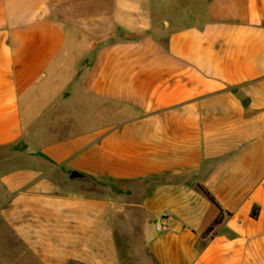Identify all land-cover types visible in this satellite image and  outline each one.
<instances>
[{"label": "crops", "instance_id": "0c3cea01", "mask_svg": "<svg viewBox=\"0 0 264 264\" xmlns=\"http://www.w3.org/2000/svg\"><path fill=\"white\" fill-rule=\"evenodd\" d=\"M0 152V264H264V0H0Z\"/></svg>", "mask_w": 264, "mask_h": 264}, {"label": "rangeland", "instance_id": "374dc122", "mask_svg": "<svg viewBox=\"0 0 264 264\" xmlns=\"http://www.w3.org/2000/svg\"><path fill=\"white\" fill-rule=\"evenodd\" d=\"M173 13L174 9L165 5L161 7V11H157L154 17L155 19L162 18L165 20L169 19ZM89 36V33L83 31H79L74 35L73 40L69 43L63 54L64 66L56 71L46 87L41 89L43 92L41 91L42 94L39 93L40 95L47 97H63L65 99L78 97L75 83L79 80L82 70L91 59L88 47L91 45L92 41L89 42ZM92 43L94 44L93 46H95L94 41ZM97 43H100V41ZM3 154L4 152H0V156H3ZM1 168L2 165H0V171Z\"/></svg>", "mask_w": 264, "mask_h": 264}, {"label": "trees", "instance_id": "16d2710c", "mask_svg": "<svg viewBox=\"0 0 264 264\" xmlns=\"http://www.w3.org/2000/svg\"><path fill=\"white\" fill-rule=\"evenodd\" d=\"M198 187L207 196L209 200H211L215 205L219 207L218 216L214 219V221L209 225V227L206 229V231L203 234L204 236H208L215 232L217 226L223 222L226 214H231V212L225 211L221 207L215 196L211 193V191L207 189L204 185L198 184Z\"/></svg>", "mask_w": 264, "mask_h": 264}, {"label": "built area", "instance_id": "2783aa9c", "mask_svg": "<svg viewBox=\"0 0 264 264\" xmlns=\"http://www.w3.org/2000/svg\"><path fill=\"white\" fill-rule=\"evenodd\" d=\"M156 227H157V230H159V231H166V230L169 229L168 224L165 223V222L158 223V224L156 225Z\"/></svg>", "mask_w": 264, "mask_h": 264}, {"label": "water", "instance_id": "95a60500", "mask_svg": "<svg viewBox=\"0 0 264 264\" xmlns=\"http://www.w3.org/2000/svg\"><path fill=\"white\" fill-rule=\"evenodd\" d=\"M71 178H80V177H85V174L77 171V170H74L71 175H70Z\"/></svg>", "mask_w": 264, "mask_h": 264}]
</instances>
